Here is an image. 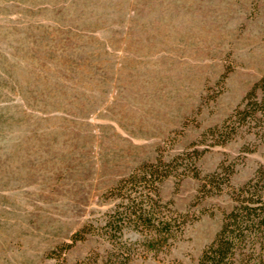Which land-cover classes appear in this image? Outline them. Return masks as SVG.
<instances>
[{
    "label": "rangeland",
    "instance_id": "rangeland-1",
    "mask_svg": "<svg viewBox=\"0 0 264 264\" xmlns=\"http://www.w3.org/2000/svg\"><path fill=\"white\" fill-rule=\"evenodd\" d=\"M263 80L264 0H0V264L104 257L112 191L176 158L160 196L187 227L131 264H198L264 167V118L225 143L209 131Z\"/></svg>",
    "mask_w": 264,
    "mask_h": 264
},
{
    "label": "trees",
    "instance_id": "trees-1",
    "mask_svg": "<svg viewBox=\"0 0 264 264\" xmlns=\"http://www.w3.org/2000/svg\"><path fill=\"white\" fill-rule=\"evenodd\" d=\"M260 86H264V80L223 125L209 131L219 142H228L240 128L262 126L264 98L257 95ZM176 159L145 164L112 191L118 203L102 227L112 248L104 257L96 256L87 264H131L138 258L164 253L182 237L188 216L171 208L160 196V186L169 178ZM227 170L206 176L203 190L222 192L223 184H229L232 175ZM194 178H199L198 172ZM230 197L232 209L198 264H264V167L258 168L242 186L232 188ZM129 232L137 233L139 239L133 242L126 238ZM84 233H88L87 228L78 232L74 240H85Z\"/></svg>",
    "mask_w": 264,
    "mask_h": 264
}]
</instances>
